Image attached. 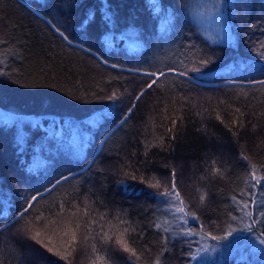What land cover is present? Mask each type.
Returning <instances> with one entry per match:
<instances>
[{
  "label": "trees",
  "instance_id": "trees-1",
  "mask_svg": "<svg viewBox=\"0 0 264 264\" xmlns=\"http://www.w3.org/2000/svg\"><path fill=\"white\" fill-rule=\"evenodd\" d=\"M153 2L0 0V41L5 42L0 44V199L11 208L2 221L8 227L0 234V247L11 245L20 253L19 258L0 256L4 264H68L18 235L21 224L12 215L22 210L28 194L42 191L60 174L71 172L75 179L45 194L26 219L39 213L56 220L49 208L62 197L73 198L69 194L79 186L90 211L96 210L93 215L126 211L124 218L138 232L143 229L134 246L146 245L151 250L146 258L152 259L161 248L160 234L145 225L172 214L139 181L129 180L135 188L126 194L116 183L126 178L124 172L136 170L138 176L166 183L171 170L165 165L175 166L178 186L192 210L214 234H221L212 222L221 224L226 213L234 212L230 197L245 187L250 165L264 164V85L251 83L264 80V0H159V10ZM107 5L114 23L106 30ZM89 12L96 17L85 29L81 22ZM166 14L172 23L164 20ZM102 37H114L111 48ZM201 56L213 60L202 76L191 73ZM165 65L181 71L187 67L199 80L189 83L188 77L168 74L121 127V117L135 103L132 97L148 79L134 70L156 71ZM113 92L119 102L106 99ZM99 113L108 118L90 127L88 121ZM237 119L239 126L232 125ZM81 142L83 152L77 157ZM241 153L249 160H242ZM213 160L223 175L210 174ZM202 190L209 192L203 206ZM197 223L190 218L192 227ZM53 232L51 243L62 248L67 238L59 229L48 230ZM258 237L259 232H238L225 241L196 237L198 243L192 245L170 239L162 261L196 264L189 250L207 244L203 264H264ZM93 243L80 230L71 264H89ZM116 258L119 264H132L127 254Z\"/></svg>",
  "mask_w": 264,
  "mask_h": 264
},
{
  "label": "snow or ice",
  "instance_id": "snow-or-ice-1",
  "mask_svg": "<svg viewBox=\"0 0 264 264\" xmlns=\"http://www.w3.org/2000/svg\"><path fill=\"white\" fill-rule=\"evenodd\" d=\"M152 6L154 9L159 10L161 8V3L159 0H154ZM95 17V13H87L85 21L81 22V26L86 29L88 24L95 21ZM103 19L107 30L108 26L114 23L110 5L106 6ZM164 20L172 23V20L169 21L168 14H166ZM55 31L59 33L62 38L67 39L60 28H56ZM102 42L105 47L111 48L114 37H102ZM2 43L5 42L0 41V44ZM261 48V55H264V44H261ZM103 62L105 64L108 63L107 60ZM0 63H2V61H0ZM212 63L213 60L211 58L201 56L196 62L197 66L192 67L191 73H199L202 76L203 69ZM113 67L119 66L113 65ZM134 71L137 74L143 71L148 79L144 81L141 90L132 97L135 103H130V106L126 109L125 115L121 117L119 121L121 127L127 124L131 116L135 114L138 105L154 90V86H157L168 74L188 77L189 83H197L199 80V77L190 75L187 67H185L183 71L172 65H165L163 68H158L156 71L142 70L139 68ZM251 83L264 85V80L252 81ZM106 99L119 102L121 97L118 96L116 92H113L111 95H108ZM181 99L188 101L189 97L182 95ZM236 112L239 113L240 109L237 108ZM107 118L108 113H99L90 118L88 124L90 127L96 128L101 126ZM216 118L223 122L222 117L219 115H217ZM239 123L237 119L232 122V125L239 126ZM232 125H229L230 131ZM173 131V128L168 129L170 134L173 133ZM205 131L207 130L205 129ZM233 135L238 136L239 133L235 132ZM101 143H107V140H102ZM101 151H103V149H101ZM82 152L83 142L79 145L76 156L79 157ZM145 156H147V152H145ZM241 159L248 161L249 157L241 153ZM90 163H94V161ZM211 163L210 174L223 175L221 167L216 166V161L213 160ZM165 167L171 170L170 177L166 178V183L156 176L149 178L138 176L136 170L124 172L126 178L116 181L117 185L122 187L126 194H131L129 189L134 190L135 188L133 184L129 183V180L139 181L147 186V188L153 189L154 191L150 192L149 195L158 199L172 214L171 219L164 218L162 220H157L153 218L147 221L145 225L146 227L158 230L160 234L158 243L161 245V248L152 259L146 258L147 254L151 251L146 245L134 246L138 239L143 238V229L138 232L137 225H134L130 219L124 218L127 217V212L117 211L115 214H111L108 211H104L93 215V212L96 210L93 209L90 211L88 205L85 203V199L87 198H81L82 194L79 186H73L72 193L69 194V196L73 198L66 199L62 197L55 202L53 207L49 208L50 214L56 215V220L50 219V216H41L39 213L33 216L32 219H26V217L31 215L35 206L44 200L45 194L50 196L52 192L56 191L62 184H67L70 179H75V174L71 172L68 174H60L54 181H50L49 185L43 186L42 191L36 190L34 193L27 195L22 210H17L16 213L12 214L15 216L14 222L21 224V227L17 230V234L34 242V247L39 246L41 250H46L47 253L55 254L62 260L67 261L68 264H71L69 257L72 255V251L74 250L73 245L77 241V234L80 230H83L86 237L94 242L92 244V256L89 260V264H119L116 257L120 253L127 254L132 264H163L162 257L164 253L169 250L168 243L170 239L176 238H181L184 243L192 245L198 243V241L194 239L196 237H206L214 241H225L234 237L238 232H246L248 234L259 232L258 242L260 245H264V164L257 165L252 163L250 165L249 171L245 173V187L230 197L235 209L234 212L226 213L228 218L222 221L221 224H216L214 221L212 222L214 227L221 229V234H214V232L201 220L197 212L192 210V207L189 205L178 186L175 166L165 165ZM89 192L95 196L93 190L89 189ZM257 196H259V199H257ZM208 197L209 192L202 190L199 195V204L202 206L205 205ZM91 202L96 203V201ZM81 204H84L82 209L80 207ZM100 206L107 207L104 205L103 201H100ZM10 213V203L0 199V234L6 231L8 227L4 225L2 221L8 219ZM65 213L67 214L65 215ZM110 216L111 218H109ZM190 218L192 222H198L196 227L191 226ZM114 220L116 223H113ZM45 221H47V223H45ZM37 223L43 225V227H37ZM49 229H59L62 236L67 238L63 241L62 248L51 243L52 236L56 233L53 232L49 235ZM97 243L100 245L99 249L96 247ZM207 249L208 245L205 244L202 247H197L195 251L190 249L187 255L190 261H196V264H203V262L206 261V257L202 255V253H205ZM101 252L104 254H101ZM5 255L19 258L20 253L11 245L6 249L0 247V256ZM0 264H4L3 260H0Z\"/></svg>",
  "mask_w": 264,
  "mask_h": 264
},
{
  "label": "rangeland",
  "instance_id": "rangeland-1",
  "mask_svg": "<svg viewBox=\"0 0 264 264\" xmlns=\"http://www.w3.org/2000/svg\"><path fill=\"white\" fill-rule=\"evenodd\" d=\"M260 246H261L262 249H264L262 245H260ZM29 252H30V251H28V253H29ZM209 254H210V253H209ZM30 255H31V254H30ZM33 259H34V256H33ZM34 260H35V259H34ZM37 261H38V260H36V261H34V262H37Z\"/></svg>",
  "mask_w": 264,
  "mask_h": 264
}]
</instances>
